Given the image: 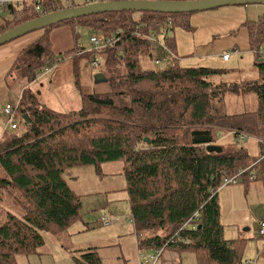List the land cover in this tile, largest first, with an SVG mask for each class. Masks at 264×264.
Here are the masks:
<instances>
[{
    "label": "trees",
    "instance_id": "trees-1",
    "mask_svg": "<svg viewBox=\"0 0 264 264\" xmlns=\"http://www.w3.org/2000/svg\"><path fill=\"white\" fill-rule=\"evenodd\" d=\"M77 5L60 0L7 2L0 5L10 14L0 24V34ZM136 12L92 14L12 40L35 37L18 52L7 80L11 89L21 85L23 91L19 102L3 107L6 115L4 109L11 104L20 131L5 126L0 137V264H20L21 256L37 252L45 232L67 245V230L82 218V195L69 186L66 172L94 166L100 175L102 164L114 161H123L130 218L142 249L153 254L161 249L192 252L198 264H250L244 258L248 239L224 236L219 192L229 185L227 178L247 183L264 179V158L250 157L245 148L222 147L218 152L207 147L217 145L222 133H231L235 138L256 137L264 150V15L257 22H245L258 81L238 85L215 79L228 69L181 66L177 58L164 70L142 68L140 57L152 59L156 48L140 33L171 20L173 35L167 45L176 52L174 30H192V13L141 11L137 20ZM79 23L119 37L116 45L93 51L105 56L101 71L108 89L88 92L80 87L82 107L77 110L42 107L31 86L65 60L54 51L49 32ZM75 46L71 50L76 56L71 57L77 77V59L83 52ZM249 92L256 93L257 108L228 112V94ZM104 217L101 223L106 225ZM68 251L74 264H103L98 246Z\"/></svg>",
    "mask_w": 264,
    "mask_h": 264
},
{
    "label": "rangeland",
    "instance_id": "rangeland-1",
    "mask_svg": "<svg viewBox=\"0 0 264 264\" xmlns=\"http://www.w3.org/2000/svg\"><path fill=\"white\" fill-rule=\"evenodd\" d=\"M60 1L63 5L85 3V0ZM263 15L264 5L260 4L224 6L193 12L190 18L192 30L180 26L174 30L177 51L172 52L169 48L153 50L152 59L147 55L140 57V66L164 70L173 64L174 58H177L181 66L228 69L220 77L215 78L217 81L229 84L237 82L238 85H244L250 81L257 82L258 72L254 66L255 55L249 48V36L245 22H257ZM142 16L141 11L134 14L137 20H140ZM9 17L7 10L0 8V24ZM72 29L64 26L49 32L54 51L61 52L65 60L59 66H55L56 68H52L51 75L43 76L31 88L35 90L42 107H49L58 112L77 110L82 107L80 87L88 92H101L108 89L107 80L101 71L105 56L89 51L92 48L90 37L94 34H101L80 23ZM40 33L41 31L32 34L39 35ZM74 46L77 50L86 51L81 53L82 57L77 59V72H79L77 77L73 71L74 59L72 60L71 57L75 55L71 50ZM65 50H71V53L65 55ZM224 53L230 55L229 61L223 60ZM95 56L102 59V63L93 67L91 60ZM260 60L264 61V55ZM101 73L103 77L99 78ZM77 81L78 85H76ZM42 84L44 86H41ZM14 101L15 98H11L10 103ZM1 104L0 135L3 134L8 121V115H4ZM257 107L258 98L254 92L238 95L231 93L226 97V108L230 113L253 110ZM215 143L224 147L225 150L232 146L237 149L245 148L252 158H258L262 154L259 140L253 136L235 138L231 133H222L219 135L218 142ZM102 167V174L98 177H96L94 166H82L66 172L65 179L69 186L82 195V218L67 230L71 235V241L69 239L67 245L61 246L60 244L59 246L58 240L51 233L45 232L44 245L30 256H21L20 264H74L68 249L87 248L93 245L118 249L120 245L127 244L126 247L133 248L135 235L130 218L129 197L125 191L126 185L122 173L123 161L106 162L102 164ZM223 188L219 194V200L222 207V222L225 225L224 236L225 238L246 236L248 242L244 258L253 257L252 261L257 263L264 246V237L258 235L260 223L264 220V179L249 183L239 179L238 182ZM11 211H14L13 207ZM104 215L113 218L116 223L103 225L101 218ZM87 223H89L88 229ZM126 258L128 257L121 260V264H125ZM132 260L129 257L128 261L132 262ZM258 264H264V256L260 257Z\"/></svg>",
    "mask_w": 264,
    "mask_h": 264
},
{
    "label": "water",
    "instance_id": "water-1",
    "mask_svg": "<svg viewBox=\"0 0 264 264\" xmlns=\"http://www.w3.org/2000/svg\"><path fill=\"white\" fill-rule=\"evenodd\" d=\"M248 4L264 5V0H105L96 3L69 6L35 17L0 34V45L66 20L103 12L127 10L163 13H193L224 6H241ZM102 77L103 74L101 73L99 78ZM23 119L27 122L28 114H24ZM207 148L209 151L220 152L223 150L221 146L215 144Z\"/></svg>",
    "mask_w": 264,
    "mask_h": 264
},
{
    "label": "crops",
    "instance_id": "crops-1",
    "mask_svg": "<svg viewBox=\"0 0 264 264\" xmlns=\"http://www.w3.org/2000/svg\"><path fill=\"white\" fill-rule=\"evenodd\" d=\"M247 32H248V30H247ZM33 38H35V37L34 36L29 37V35H28V37H23V38L18 39L16 41H12L8 44L0 46V103H2L1 104L2 111H3L4 105L7 102H10L11 98H15L14 103H17L18 97L22 94L23 87L21 85H14L13 89H11L7 83V80H8L9 75H13L11 73V71L14 69V63H15L16 57L18 55V52L23 47H25L28 43H30L31 40H33ZM249 45H250V42H249ZM155 51H157V50H155ZM176 51H177V48H176ZM230 58L228 59V61L230 60ZM224 61L226 62L227 60H224ZM254 63H255V61H254ZM37 83H38V81L34 82L33 85H36ZM41 86H44V84H42ZM38 95H40V93H38ZM1 114H2V112H1ZM4 131H5V127H4ZM76 170L77 169H75V171ZM102 171H103V167H102ZM69 172H71V171H69ZM98 176L99 175L97 174L96 177H98ZM221 191H222V189L220 190V192ZM220 192H219V194H220ZM112 223H116V221L113 219ZM133 233L135 235V243L132 246L133 248L126 247L127 244L126 245H120V247L118 249L107 248L108 246H102V245H93V246L99 247V254L102 257L103 264H121L122 263L121 260L124 259V257H128L125 259V261H126L125 264H198L197 258L194 255V253H192V252L191 253L190 252L181 253L180 251H176L173 249H166V250L161 249L160 257H159L158 261L154 263V261L152 259L153 252H149L151 250L141 248V246L139 245L138 237L135 234L134 227H133ZM68 238L71 241V235ZM69 239L66 240V243L69 242ZM54 244L56 245V243H54ZM58 244L60 246L59 241H58ZM261 256L262 257L264 256V246L260 251V256L257 259V263L252 261V260H254L253 257L246 258V260L250 261L249 262L250 264H252V263L258 264V261H259ZM129 257H131L133 259L132 262L128 261Z\"/></svg>",
    "mask_w": 264,
    "mask_h": 264
},
{
    "label": "built area",
    "instance_id": "built-area-1",
    "mask_svg": "<svg viewBox=\"0 0 264 264\" xmlns=\"http://www.w3.org/2000/svg\"><path fill=\"white\" fill-rule=\"evenodd\" d=\"M15 1H21V0H1L0 5L5 4L7 2H15ZM33 1H39V0H33ZM100 1H105V0H85L84 4L96 3ZM143 25H144L143 23L140 24V26H143ZM172 35H173V22L171 20L166 25H160L157 29H150V30L140 33V36L146 39L149 43H151L156 48V50H158L159 48L167 49L168 48L167 39L168 37ZM118 41H119L118 36L94 34L90 37V43L92 45V48L89 51L93 52V51L105 49L109 46H114L117 44ZM80 52H86V51L80 50ZM222 58L224 60H228L230 58V55L227 53H224L222 55ZM155 59L157 60V58ZM91 63L94 67H96L102 63V59H99L95 56L92 59ZM45 69L47 71L48 67H45ZM4 111H5V114L8 115V121L6 123V126L10 127L12 130H16L19 124L15 120V110L13 111L11 104L6 105ZM262 158H264V150L261 154L260 159ZM234 182H236V177L227 178L225 180V184H230ZM103 222L104 224L109 225L113 222V219L107 216L103 218ZM259 235H262V236L264 235V221L261 223V227L259 229ZM160 254H161V250H158L156 251L155 254H153L152 259L154 263L158 261Z\"/></svg>",
    "mask_w": 264,
    "mask_h": 264
}]
</instances>
